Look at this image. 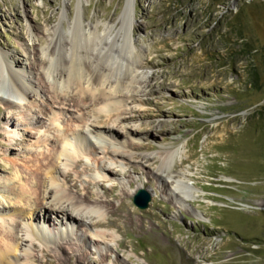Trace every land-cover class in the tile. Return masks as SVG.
<instances>
[{"label": "rangeland", "instance_id": "1", "mask_svg": "<svg viewBox=\"0 0 264 264\" xmlns=\"http://www.w3.org/2000/svg\"><path fill=\"white\" fill-rule=\"evenodd\" d=\"M27 20L37 39L52 28L70 39L76 26L87 36L97 25L96 35L108 42L116 35L118 51L132 50L137 65L130 66L135 100L121 103L137 117L113 127L137 159L122 167L101 163L113 171L105 179L90 158L57 163L76 180L75 188L57 182L67 193L88 191L125 213L115 228L51 215L56 230L49 238L40 211L35 222L18 216L37 236L23 246L31 264H44L42 249L68 240L87 246L83 264H264V0H0V52L22 69L37 63L42 48L29 41ZM40 67L34 65L38 86ZM0 97V216H7L17 209L10 191L25 180L17 181L16 170L25 178L24 165L51 150L56 130L82 125L73 121L81 112L66 111V103L49 111L38 99L28 110L7 84ZM100 108L85 110L88 124ZM170 154L169 169H161ZM183 175L191 198L180 201L171 181ZM140 190L151 198L146 209L133 202ZM108 218L103 209L101 223ZM96 232L112 236L92 245Z\"/></svg>", "mask_w": 264, "mask_h": 264}, {"label": "bare ground", "instance_id": "2", "mask_svg": "<svg viewBox=\"0 0 264 264\" xmlns=\"http://www.w3.org/2000/svg\"><path fill=\"white\" fill-rule=\"evenodd\" d=\"M129 1L133 2V0ZM27 22L28 39L29 41L36 40L38 45L42 46L38 52L41 57L37 61L38 64L28 62V66L22 69L19 61L14 64L5 53L0 52V93L7 84L13 95L16 94V97L19 96L25 102L28 110L32 107H39L36 105L38 99L45 103L49 111L59 110L60 105L66 103L64 104L66 111L73 109L81 112V116L73 118V121L81 124L82 129L76 131L66 127L62 128V132L56 130L55 137L52 140L48 139L50 143L48 146L51 150L46 155L32 156L24 165L27 178L21 175L20 170H16L17 181L25 180H23L24 183H19L16 191H10L12 196L10 203L17 208L15 212L0 216V264L32 263L33 257L23 246L28 240L35 241L37 236L34 235V228L22 224L19 217L35 222L38 219L37 211H40L44 218L43 224H46L48 232L46 235L49 238L56 230L51 215L55 219L64 220L69 225L80 223L87 227L115 228L116 217L125 213L126 208L122 205L115 210L108 201H98L88 191L83 194L76 192L74 196L67 193L57 182L62 179L66 184L75 188L76 180L69 173L61 170L58 162L67 165L66 163L72 159L78 162L77 159L80 157L90 158L96 163L97 174L105 179L113 171L104 167L105 164L102 166L101 163L122 167L130 160L137 159L135 154L129 150L131 148L124 147L119 134L113 130V127L116 128L119 124L123 125L137 117L134 110L121 107L122 102H134L135 100L131 96V84L136 83V80L130 66L136 67L137 65L131 58L132 50L127 48L126 52L118 51L116 35L109 42L104 37L100 38L96 35L97 25L90 26L87 36L76 26L70 39L63 38L55 28L42 30L41 36L37 39L33 35L34 28L31 22L29 20ZM98 45L100 47L96 52ZM121 60L125 64L119 63ZM34 63L36 66H41L40 72H37L41 89H39L40 84L38 86L35 83ZM70 86L74 90L71 95L62 94L63 91L59 93L58 88ZM86 102H88V107L85 106ZM19 104L24 105L21 102ZM93 106H101V108L96 110L93 120L88 124L85 110ZM43 110L45 109L42 106L40 113L45 115ZM51 115L52 118L46 120L53 124L56 119L54 113ZM44 117L47 118V116ZM26 118L24 117L25 122ZM29 119L33 120V118ZM97 124L102 126H97ZM127 131L131 138L137 136L136 129L128 128ZM89 138H94V141ZM38 142L41 143V140L36 141ZM97 156L101 157L98 159ZM172 157V154L163 157L161 169H169L170 165L167 161ZM143 159L145 162L148 161L146 157ZM161 169L159 168L158 171H162ZM0 171L5 172L1 166ZM168 178L173 179V177ZM184 179L183 175L178 180L171 181V185L173 184V189L170 190L171 195L180 201L191 198L189 195L191 190L184 183ZM105 193L111 195L112 190H106ZM103 209L109 216L104 225L101 223ZM16 233L20 236L18 237ZM39 234L41 237L45 235L44 232ZM111 236L106 232H96L94 237L97 238H91L90 242L92 245H97L99 241L96 239L103 240ZM85 247L87 246L84 243L79 244L68 240L58 243L54 249H42L40 260L44 264H83L86 259Z\"/></svg>", "mask_w": 264, "mask_h": 264}, {"label": "water", "instance_id": "3", "mask_svg": "<svg viewBox=\"0 0 264 264\" xmlns=\"http://www.w3.org/2000/svg\"><path fill=\"white\" fill-rule=\"evenodd\" d=\"M150 196L146 192L140 190L134 197V204L140 208V209H146L149 202H150Z\"/></svg>", "mask_w": 264, "mask_h": 264}]
</instances>
